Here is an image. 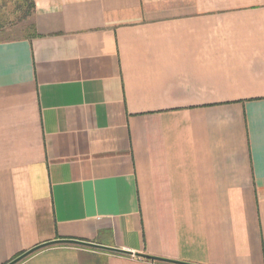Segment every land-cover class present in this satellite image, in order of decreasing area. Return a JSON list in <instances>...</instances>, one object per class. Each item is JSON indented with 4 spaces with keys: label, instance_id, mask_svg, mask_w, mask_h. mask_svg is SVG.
I'll return each mask as SVG.
<instances>
[{
    "label": "crops",
    "instance_id": "crops-1",
    "mask_svg": "<svg viewBox=\"0 0 264 264\" xmlns=\"http://www.w3.org/2000/svg\"><path fill=\"white\" fill-rule=\"evenodd\" d=\"M0 41V264H264V0H34Z\"/></svg>",
    "mask_w": 264,
    "mask_h": 264
},
{
    "label": "rangeland",
    "instance_id": "rangeland-1",
    "mask_svg": "<svg viewBox=\"0 0 264 264\" xmlns=\"http://www.w3.org/2000/svg\"><path fill=\"white\" fill-rule=\"evenodd\" d=\"M30 0H0V41L27 37L33 16Z\"/></svg>",
    "mask_w": 264,
    "mask_h": 264
},
{
    "label": "water",
    "instance_id": "water-1",
    "mask_svg": "<svg viewBox=\"0 0 264 264\" xmlns=\"http://www.w3.org/2000/svg\"><path fill=\"white\" fill-rule=\"evenodd\" d=\"M57 243H73V244H77V245L89 246V247L104 249V250H108V251L131 254V252H129L127 250H122V249L111 247V246H104V245H100V244H96V243H92V242H87V241H82V240L61 239V240L51 241V242H47V243L38 245V246L28 250L27 252L21 254L20 256H18L17 258H15L14 260L10 261L7 264H17L18 262H20L21 260H23L24 258L29 256L33 252H35V251H37L43 247H46V246H49L52 244H57ZM156 259L161 260V261H166V262L178 263V264H189V263H182V262H176V261H169V260H165L162 258H156Z\"/></svg>",
    "mask_w": 264,
    "mask_h": 264
},
{
    "label": "trees",
    "instance_id": "trees-1",
    "mask_svg": "<svg viewBox=\"0 0 264 264\" xmlns=\"http://www.w3.org/2000/svg\"><path fill=\"white\" fill-rule=\"evenodd\" d=\"M29 6H30V9H31V13L29 15L32 14L33 22L31 23L32 32L27 37H33V36L37 35L36 25H35V22H34V12H35V2H34V0H30Z\"/></svg>",
    "mask_w": 264,
    "mask_h": 264
}]
</instances>
